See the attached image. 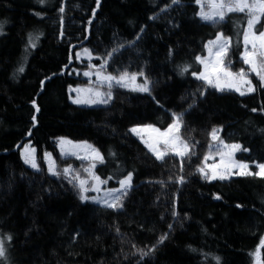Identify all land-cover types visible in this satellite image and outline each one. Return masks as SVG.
Masks as SVG:
<instances>
[{
  "label": "trees",
  "instance_id": "16d2710c",
  "mask_svg": "<svg viewBox=\"0 0 264 264\" xmlns=\"http://www.w3.org/2000/svg\"><path fill=\"white\" fill-rule=\"evenodd\" d=\"M197 12L196 0H0V264H264V177L199 174L216 128L226 144L242 146L237 161L264 163L261 82L252 76L255 90L237 95L193 75L218 33L231 41L226 66L245 68L247 17L202 22ZM263 28L264 18L255 25ZM79 48L107 75L135 74V86L101 88L111 92L103 106L70 103L68 89L85 85L72 73L83 68L73 61ZM145 80L149 92L135 90ZM181 114L178 135L190 146L183 158L169 151L157 160L129 131H163ZM58 137L100 153L92 171L106 181L102 189L132 175L121 206L81 200L61 168L83 177L88 162L61 157ZM26 142L36 171L20 159Z\"/></svg>",
  "mask_w": 264,
  "mask_h": 264
},
{
  "label": "snow or ice",
  "instance_id": "6c2138e0",
  "mask_svg": "<svg viewBox=\"0 0 264 264\" xmlns=\"http://www.w3.org/2000/svg\"><path fill=\"white\" fill-rule=\"evenodd\" d=\"M172 3H179V0H172ZM196 3L201 6L199 15L202 20L217 22L223 21L225 19L226 13H243L247 17L246 22V29L243 32V43H244V52L242 54V60L245 65H248L249 71L254 73L258 79L261 81V86H264V30L259 32L256 31L255 25L260 23L261 19L264 18V0H196ZM207 4L208 10L206 11L204 5ZM97 6H99V0H97ZM63 11V8H61ZM230 38L223 35V33H218L215 40H211L206 45L208 49V57H200L198 56L196 59L197 61L204 65V71L196 75L198 79L205 81L209 86L215 87L218 91H224L225 89L235 90L240 93V95H245L246 92H252L255 90V86L252 84V81L248 78V72H246L243 68L240 69L238 72L231 71L227 66L224 64V57L227 55L228 48L230 46ZM85 53H88V49H84ZM79 56V53H77ZM103 67V65H101ZM20 71H23V68H20ZM183 71H188V68L185 67ZM142 74V73H141ZM85 75H89V73H85ZM98 80L102 82H107L109 89L112 87V82L115 81L118 85H125V81L130 79L131 81L136 80V75L133 74L129 77L128 72H123L118 77L112 75L102 76L100 73H97ZM135 90L149 92L148 82L145 80L144 84L137 86ZM73 91H83L81 89H73ZM87 91H91L90 89ZM103 94L99 91L95 92L96 99L90 100H82L77 98L74 100V103H106V100L100 99ZM107 95L110 97L111 92L109 91ZM37 111L39 109L37 108ZM35 120V117H33ZM182 124V114L175 117L173 124L169 126V128L161 132L159 129L149 128L148 130L155 132L158 134V138L155 141V144H163L165 145V150L160 151L155 144H148L149 150L153 152L158 160H163L166 155H168L169 149L172 151L173 154L185 157L190 152L189 144L185 143L183 140L180 139L178 135ZM133 133L139 132L138 129L133 128L131 129ZM212 139L214 141H219L225 149H228L227 153H220L221 154V163H224V156L227 155L229 157V167H237L240 168L242 171L240 172L241 175H252V172L244 171L248 168L247 164L237 163L236 161L232 160V155L236 151H240L242 146L240 144H225L220 137L217 135V130L213 129L211 132ZM60 146L62 149V154L64 150V145L69 144L71 145V141H67L64 139L60 140ZM147 143V142H146ZM74 147H82L85 149H90L91 156L93 160H99L101 163L103 162V157L100 153L95 149L92 148L91 145H74ZM245 151L247 149H244ZM27 152V147L25 148ZM219 152L220 150L217 149ZM31 152L34 153L35 149H31ZM68 154H75V153H68ZM50 166L49 170L56 174L54 171L55 161L51 160L49 155ZM79 159H88V156H78ZM210 156L204 157L205 161L210 159ZM25 163H30L33 168H37V164L35 161V157L32 156L31 159L26 156ZM206 168H210L212 175L209 177L208 174L205 172V168H200L199 171L202 176L207 179H225L227 178L223 174H218L216 172L217 165L208 166L205 165ZM259 171L255 173V175L264 177V163L258 164L256 166ZM95 168V163H92L91 166L85 171H87L97 183L96 185L85 187L88 184V181L85 179H80L79 176H76L75 179L79 181V188L81 190V199L85 200L88 199L84 192L89 190L91 191H98V185L101 183H106V181H101L99 176H96L92 169ZM71 171V169L66 168L64 172L67 174ZM132 175L128 174L125 179L119 181L120 189H112L109 190V195H112L116 191H120L123 195H127V189L131 187ZM181 182L183 179L181 178ZM217 199L220 197L217 196ZM120 197L117 196L112 202H105L107 207L115 208L120 205ZM166 236L161 237L160 242L162 243ZM10 239V237H9ZM261 247H264V241L261 242ZM6 253V249L2 241H0V257H4ZM259 253V249L257 250V254ZM147 254V253H145ZM218 259V258H217Z\"/></svg>",
  "mask_w": 264,
  "mask_h": 264
},
{
  "label": "rangeland",
  "instance_id": "374dc122",
  "mask_svg": "<svg viewBox=\"0 0 264 264\" xmlns=\"http://www.w3.org/2000/svg\"><path fill=\"white\" fill-rule=\"evenodd\" d=\"M197 6H198L197 17L202 22H211V21H205V20H202L201 19L200 15H199L201 6L198 5V4H197ZM204 8H205L206 11L208 10L207 4L204 5ZM245 29H246V26L244 28V31H245ZM262 30H264V28ZM216 36L213 39H211V40H215L216 39ZM211 40H209V41H211ZM209 41L206 42L205 47H204V49H205V53L203 55L204 58H207L208 57V49H207L206 45H208V42ZM242 44H243V52H244L243 38H242ZM84 49L85 48H79L76 51H74L73 61H75L79 65H82L83 68H81V69H73L72 73L74 74V76H78L81 80H83L85 82V85L70 87L68 89V92H67L68 93V100H69L70 103H72L74 105H77V106H80V107H96V106L106 105V104L109 103L111 96L109 97L107 95V93L109 91H107V92L106 91H103V90H101V88L108 87V83L107 82H102L101 80H98L97 73H100L102 76H106L107 74H105L102 71V68L103 67H101V65L96 66V65H93L91 63V61L93 59V56L90 54L89 51H88V53H85L84 52ZM77 53H79V56H77ZM224 59H225V57H224ZM224 64L226 66V63H224ZM200 66L202 67V69L204 71V65L200 64ZM244 70L246 72H248V78L250 80H251V77L252 76L258 79V77L254 73H251L249 71L248 65H245ZM85 73H89V75H85ZM130 76L131 75H129V77ZM196 78H197V76H196ZM198 80L202 81L209 88H211V89L215 90L216 92H218V90L215 87L209 86L205 81H203L201 79H198ZM134 84H135V81L133 82L130 79H128V80L125 81L124 87L132 88L131 86H135ZM112 85H118V84H116L115 81H113L112 82ZM134 88H137V87H134ZM73 89H81L83 91L77 92V91H73ZM89 89L91 91H87ZM96 91H99L100 93L103 94L99 98L100 99H103V100H106L107 101L106 103H96V104H93V103H74L73 102L77 98L82 99V100H85V101L90 100V99H96L97 98L95 96V92ZM224 91H229V92H233V93H235L237 95H240V93L237 92V91H235V90L225 89ZM250 93L251 92H246L245 95L250 94ZM133 128H136V129L139 130L138 134L137 133H133L131 131V129H133ZM149 128H154V127L148 126V125H144V126H132V127H130L129 131H130L131 135L135 139H137V141L155 159H157L156 156L153 154V152L149 150V147L147 145L148 144H155V141L158 138V134L155 133V132H152V131L148 130ZM166 130H163L161 132H164ZM216 130H217V135L219 136L220 128H216ZM210 138H211V144L209 146L210 151H209L208 155H206V156H210L211 158L208 159L207 161H205V159H204L203 166L201 168H205V172L208 174L209 177L212 175V172H211L210 168H206L205 167L206 164L208 166L217 165L218 167L216 168V172L218 174L225 175L227 177L225 179L232 178V177H237V176H243V175L240 174V172L242 171L240 168L226 166V165H229V157L227 155H225L224 158H223L224 159V163L223 164L221 163V154L220 153H227L228 152V149H225L223 147V145L219 141H214L212 139L211 134H210ZM61 139L70 141V140H68L66 138H62V137H58V138L55 139L56 140L55 141V144H56V148H57L58 154L61 157H64V158H73V159H75V160H77L79 162H83V163H84V161L85 162H88V166H86V167H84L82 169L83 170V173H85V175L83 177H80V179H85V180L88 181V184L85 187H90V186L96 185L97 182L95 180H93L92 176L87 171H85V169L89 168L92 163L97 164L100 161L99 160H93L92 159L90 149H85V148H82V147H74V145H85L84 143H79V142H73V141H71L72 142L71 145H69V144L64 145V150H63V154H62V149H61V146H60V143H59ZM220 140H222L221 137H220ZM155 146L160 151H164L165 150V145H163V144H155ZM26 147L28 149L27 152L25 151V148ZM31 149H33V147L28 142L22 144L19 147V149H18L19 156H20L21 161L23 162V164L26 167H28V168L36 171L38 169V167L37 168H33L30 163H25V157L26 156H28L30 159H31L32 156L35 157V152L32 153L31 152ZM217 149H219L220 151L218 152ZM169 151L172 152L170 149H169ZM239 152L240 151H236L232 155V160L236 161L237 163L239 161L236 160V157H237V155H238ZM68 153H75V154H68ZM78 156H88V159H79V158H77ZM175 156H177V155H175ZM48 157H49V154L48 153H45L43 155V158H42L43 159V163L45 165V168H46L47 172L49 174L55 175V174H53L52 171L49 170V166H50V162L51 161L49 160ZM177 157H180V156H177ZM243 164H245V163H243ZM66 168H69V167H63V168H61V174L63 176H65V177H67L78 188L79 192L81 193V190L79 188V181L75 179V177L77 176L76 173H72V168L70 167L69 169H71V171L66 174L64 172V169H66ZM54 171H55V167H54ZM244 171L252 172L253 174H255L256 172L259 171V169L255 166L253 169L247 168ZM199 174L201 175L200 171H199ZM256 176H258V175H256ZM202 177H204V176H202ZM259 177H261V176H259ZM207 180L208 181H212L213 179H207ZM214 180H222V179L217 178V179H214ZM103 186H104V183H101V184L98 185V187H99V190L98 191H91V190H89L87 192H84L83 195H85L86 197H88V199H85V200H82L81 199V200L83 202H89V203L95 204V205L100 206V207L110 208V207H107L106 206V203L105 202H112L115 199V197L122 195V193L120 191H116L112 195H109V190H112V189H105L104 190V189H102ZM120 187L121 186H120V183H119V186L117 188H115V189H120Z\"/></svg>",
  "mask_w": 264,
  "mask_h": 264
},
{
  "label": "crops",
  "instance_id": "0c3cea01",
  "mask_svg": "<svg viewBox=\"0 0 264 264\" xmlns=\"http://www.w3.org/2000/svg\"><path fill=\"white\" fill-rule=\"evenodd\" d=\"M203 72V69L202 67L200 66V73ZM219 92V91H218ZM238 163H241V162H238ZM243 164V163H242ZM254 167L257 166V165H253Z\"/></svg>",
  "mask_w": 264,
  "mask_h": 264
}]
</instances>
